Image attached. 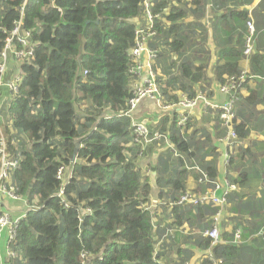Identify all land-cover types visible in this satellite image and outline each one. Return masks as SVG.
<instances>
[{"label":"trees","instance_id":"16d2710c","mask_svg":"<svg viewBox=\"0 0 264 264\" xmlns=\"http://www.w3.org/2000/svg\"><path fill=\"white\" fill-rule=\"evenodd\" d=\"M231 1L235 5H222L226 9L213 19L222 35L214 67L218 86L244 71L240 62L246 60L250 66L264 60V54L255 51L261 38L256 30L253 51L244 54L249 12L237 5L251 0ZM22 3L0 0V52L7 34L2 30L10 31L20 18ZM203 5V0H152L151 10L160 18L155 19L157 35L148 45L157 52L154 69L159 70L157 83L165 103L177 102L180 94L193 98L204 91L197 85L207 81V64L196 65L192 56L185 55L191 41L188 29L194 24L184 21L190 13H203ZM142 10V0H27L23 6V27L31 31L36 45L32 58L9 59L3 81L17 76L21 80L14 96L3 90L0 102L7 151L19 161L11 179L28 206L16 227L11 243L15 255L9 264H169L171 253L173 264H190L193 253L201 257L207 249L223 264H242L243 253H264V223H243L250 234L263 226L257 236L247 238L236 226L231 235L223 234L227 241L211 246L203 232L214 226L215 209L175 205L188 191V178L200 177L187 168L192 160L210 180L219 177L215 159H206L209 153L190 136L189 124L181 129L176 114L159 112L148 128L167 132L173 149L155 141L150 148L130 144L132 116L123 112L133 91L129 50L136 24L132 20L141 19ZM247 74L251 76L249 70ZM240 99L235 103L233 130L243 140L249 130L247 118L237 121ZM254 99L250 95L244 104L264 100ZM18 131L28 144L19 147ZM238 146L226 162L225 176L236 187L229 195L234 194L232 200L248 179L245 171L235 177L228 173L239 154H245L246 148ZM154 148L156 159L148 164L150 176L144 177L137 161ZM61 166L70 175L63 180L57 178ZM242 196L243 203L234 205L247 210L250 196L246 200ZM158 202L159 210L153 205ZM236 228L240 235L234 241ZM201 264L210 263L202 258Z\"/></svg>","mask_w":264,"mask_h":264},{"label":"built area","instance_id":"2783aa9c","mask_svg":"<svg viewBox=\"0 0 264 264\" xmlns=\"http://www.w3.org/2000/svg\"><path fill=\"white\" fill-rule=\"evenodd\" d=\"M27 0H23L20 6L21 16L13 22V27L10 31L2 30L6 34L4 39V46L0 52V102L4 89L10 90L11 95L14 96L18 91V85L21 80V76H17L14 80L9 82L3 81V75L5 74L7 63L11 56L17 60H25L33 57V47L36 43L32 39V33L23 27L22 12L23 6ZM142 15L141 19L134 18L136 28L134 31V44L129 50V56L131 66L129 73L133 76V91L132 96L127 100V109L123 112L128 116H132L131 113L137 108L139 103L146 99L154 103V105L161 112H173L176 111V124L184 129L189 124V111L195 108L197 105H201L203 108L211 107L218 113V117L221 120V125L227 130L226 136L223 138L227 142V151L225 153V163L230 153L235 146L239 145L240 139L237 138L236 133L233 130V120L235 119V103L240 98V89L243 87L247 78V70L242 71L239 76H231L227 82L220 84L218 90L225 95V100L220 103H214L208 99V94L202 90H199L193 98H188L184 94H180V97L175 103H165L164 97L159 89L157 83L158 71L154 69L155 59L157 57L156 50L149 47V41L157 35L155 26V19L160 18L159 14H154L151 10L152 0H142ZM160 20H163L162 18ZM264 20V19H263ZM248 36L246 37L244 45V54L248 55L253 51L252 37L255 33L254 22L251 17L246 22ZM87 72L84 71L85 75ZM1 110V108H0ZM132 140L131 145L139 144L141 146H147L153 141L160 144L164 143V146L172 148L167 132L153 131L151 132L148 126L143 122H134L132 120ZM129 144V145H130ZM177 156V153H175ZM19 161L16 157H11L7 151V141L0 129V202L3 198H9L13 201H22L24 197L17 193V188L13 184L11 179V173L18 165ZM189 170L193 169L200 173L197 184L203 185L202 190L188 189L183 192L175 201V205H208L215 209L213 214L214 226L210 229H206L203 235L210 238L211 246L223 243L222 233L220 230V221L222 219L224 209L228 203L230 192L236 187L230 184L227 177L223 175L216 180H210L207 174L201 169L195 161L192 160V164L187 167ZM67 170L64 166L58 168L57 178L64 179L67 177ZM70 176V175H69ZM212 184L211 187H206V184ZM63 194V188H60L58 195ZM26 201V200H25ZM160 202L153 203L157 206ZM161 204V203H160ZM172 205V203L169 202ZM30 208L32 206H29ZM37 207H34V209ZM21 217H13L6 211H0V230L6 229L7 241H6V255L8 261L10 257L15 253L11 249V243L15 238L16 227ZM240 231L236 230L235 240L239 239ZM83 256V255H82ZM203 258H206L210 264H223L220 258L213 255L210 249H207L203 253Z\"/></svg>","mask_w":264,"mask_h":264},{"label":"crops","instance_id":"0c3cea01","mask_svg":"<svg viewBox=\"0 0 264 264\" xmlns=\"http://www.w3.org/2000/svg\"><path fill=\"white\" fill-rule=\"evenodd\" d=\"M203 4V13H201V11H196L193 14L190 13L186 17V19H184L186 24H188L189 22L194 24V26H191L188 29L191 33V41L189 43L190 45L188 44L186 48L185 55H190V57L192 56L194 58V64L196 65H198L199 63L207 64V68L205 71L207 81H202L197 86L199 89H203L208 94V99L210 101L214 103H220L225 100V95L219 92L218 85L214 80V67L217 60V51L222 48V46L219 45V40H221L219 36L222 35L220 33L221 30L215 28V22L213 21V19L216 15L222 13L226 9V7L222 5H229L227 6V8H231L232 5H235V3L231 0H203ZM187 6L191 7V5ZM169 7L171 8L172 5H170ZM192 7L196 9L195 5H192ZM237 7L248 10L249 17L253 19L255 30L261 33V38H258L256 42L257 45L255 51L256 53L264 54V43L261 42L264 41V0H251L247 4H240L237 5ZM166 11H168V9ZM195 24L203 25L204 29L195 26ZM193 29L195 31L194 34L192 33ZM163 64L164 63L159 62L158 65L162 66ZM240 66H242L244 70H249L251 76L248 78L246 84H244L240 89L241 99L239 102L243 101V103L241 102L242 105L240 103V105H237L236 107V111L238 108V112H240V116L237 117V121H244L245 118H247L249 130L247 137L239 141L238 148L244 147L246 148V151L245 154H239L241 155V157L238 159H240V162H242L246 154L251 151L252 154L259 156L260 159L264 160V149H256L259 147L260 142L264 146V100L253 101V104H248L245 101L246 104H244V100L250 95L255 96L254 100H260V98L264 99V60L259 64L252 63L250 66L249 62L244 60L243 62H240ZM3 100L6 103V97H4ZM159 112L161 113V111L154 105V103L144 99L133 111L132 120L134 122H143L147 126H151L155 124L157 119L160 117L161 114ZM172 113L176 114L177 112L173 111ZM188 133H190V136H192L195 141H199L200 144L198 145V147H202V151L204 150L212 156L211 157L208 155L206 156V159H215L219 178L225 175L227 169L225 163V153L228 147L226 144L227 142L223 138L226 136L227 130L225 131L224 127L219 122L217 111L211 107L203 108L200 104L191 109L189 111ZM256 141H258V143H255ZM148 147L150 148V145ZM148 153V155L143 158H139L137 161L138 167L142 169L145 176H150V168L148 164L154 163L157 156L156 148H154L153 150H149ZM126 155L131 156L130 151L126 150ZM235 169L238 168H234L232 169V171H235ZM237 173H234L232 175L235 177L237 176ZM152 182L153 180H151V183ZM198 187L199 185L197 184L196 179L193 176H190L187 180V188L197 189ZM233 195L229 197L228 203L224 209V213L220 221L222 240L227 241L223 237V234L227 236L231 235L232 229L236 226L237 228L242 227V234L247 236V238H249L251 235L257 236L261 234L263 226L258 232L250 234V229L244 227L243 223L248 221L264 223V219L261 221H256L250 215H246L242 216L239 220H235L234 211L237 207L235 205H232L231 200ZM243 195L244 200L249 197V195L247 194ZM253 195L255 197H259L260 193H255ZM235 204H237V202ZM27 207L28 206L25 199H23L22 201H13L9 198H3L0 202V211H6L13 217L24 216ZM251 212L258 215L257 211L251 210ZM206 214L208 215V212ZM6 241L7 231L6 229H1L0 264H9L8 257L6 255ZM182 246H184L183 243ZM254 247L260 248V251L262 250V247ZM170 255L172 260L169 264H173L175 255L173 253H171ZM198 255L199 254L194 256L193 253L192 257L189 259L190 264H201L202 255L201 257L200 255ZM241 262L242 264H264V253L259 252L257 254H254L252 250L251 253L245 252L241 257Z\"/></svg>","mask_w":264,"mask_h":264},{"label":"rangeland","instance_id":"374dc122","mask_svg":"<svg viewBox=\"0 0 264 264\" xmlns=\"http://www.w3.org/2000/svg\"><path fill=\"white\" fill-rule=\"evenodd\" d=\"M159 62L164 63V61L161 59H159ZM17 142L19 144V147H21L23 144H28L27 137L22 131H18ZM255 143H258V141H256ZM259 148L264 149V146L261 142L259 147L256 149ZM234 168L238 169L232 171V169ZM241 171H245L247 173L248 179L243 185H240L238 187V190L236 192L238 195L237 199H233L231 200V202L232 205H234L236 202L243 203L242 195L247 194L250 196V199L248 200L250 202V208L247 210L236 208L234 211L235 220H239L242 216L250 215L256 221H261L264 219V160L260 159L259 156L252 154L250 151L246 154L242 162H240V159H238L234 163H232L229 167L228 173L234 174ZM143 176L145 177V175ZM255 193H260L259 197H255L253 195ZM251 208L257 211L258 215H256V213H252Z\"/></svg>","mask_w":264,"mask_h":264},{"label":"clouds","instance_id":"9594fccd","mask_svg":"<svg viewBox=\"0 0 264 264\" xmlns=\"http://www.w3.org/2000/svg\"><path fill=\"white\" fill-rule=\"evenodd\" d=\"M133 20H134V19H133ZM133 20H132V21H133ZM67 177H69V174H68V173H67ZM202 258H203V255H202Z\"/></svg>","mask_w":264,"mask_h":264},{"label":"water","instance_id":"95a60500","mask_svg":"<svg viewBox=\"0 0 264 264\" xmlns=\"http://www.w3.org/2000/svg\"><path fill=\"white\" fill-rule=\"evenodd\" d=\"M131 115H132V113H131Z\"/></svg>","mask_w":264,"mask_h":264}]
</instances>
